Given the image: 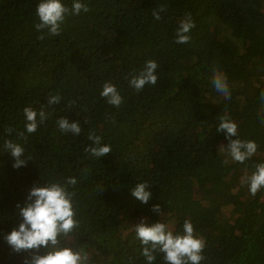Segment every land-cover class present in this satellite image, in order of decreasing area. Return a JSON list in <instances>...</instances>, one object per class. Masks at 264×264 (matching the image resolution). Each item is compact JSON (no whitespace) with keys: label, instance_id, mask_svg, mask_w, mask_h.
<instances>
[{"label":"trees","instance_id":"obj_1","mask_svg":"<svg viewBox=\"0 0 264 264\" xmlns=\"http://www.w3.org/2000/svg\"><path fill=\"white\" fill-rule=\"evenodd\" d=\"M39 2L0 0V264H23L27 255L2 238L20 222L17 204L34 185L70 177L79 226L65 246L82 249L89 264H143L133 231L141 220L173 232L190 220L205 241L201 264H264V187L253 196L241 183L264 162V0H80L89 11L79 15L71 14L74 0H62L70 12L59 36L37 32ZM189 12L191 40L177 44ZM147 60L157 62L158 80L137 92L129 79ZM213 66L230 95L214 88ZM105 82L117 87L119 107L101 97ZM49 94L60 103L49 105ZM26 106L48 114L35 133L24 128ZM221 116L258 145L244 163L218 152L228 144L217 132ZM61 117L77 121L80 134L62 132ZM90 132L109 154L85 151ZM5 140L25 149L26 166L13 168ZM140 182L150 186L147 204L131 195Z\"/></svg>","mask_w":264,"mask_h":264},{"label":"clouds","instance_id":"obj_2","mask_svg":"<svg viewBox=\"0 0 264 264\" xmlns=\"http://www.w3.org/2000/svg\"><path fill=\"white\" fill-rule=\"evenodd\" d=\"M88 12L89 8L80 0H74L71 7L72 15H79L81 12ZM163 5L158 10H153V17L161 19V12H164ZM70 10L64 5L62 0H40L36 7V16L39 23L35 24L37 32L47 29L50 36H59L62 32L61 25L64 23L66 15ZM195 27L191 13H186L179 21L176 30L175 42L186 44L191 40L189 35L191 29ZM45 36L41 34L38 39L43 40ZM158 64L155 60H147L138 75L134 74L129 79V85L137 92L141 91L145 85H155L158 80L156 69ZM212 84L216 91L225 96L230 95L227 78L216 66H213ZM108 104L119 107L122 103V96L117 87L111 82H105L100 93ZM261 102L264 103V89L260 91ZM61 96L48 95V104L60 103ZM71 104V102H69ZM27 133H35L39 124L43 123L48 114L43 108L37 112L31 106L23 109ZM39 117V119H37ZM217 132H224L227 146L221 145L218 152L231 157L235 162L244 163L256 152L258 145L253 140H241L238 138V126L228 116L219 117ZM264 123V119L261 120ZM58 128L65 133L71 132L79 135L81 128L77 121L69 122L67 117L57 120ZM8 133L11 128L6 129ZM24 139V133H18ZM232 137H237L232 139ZM88 139L93 142L85 148V151L92 156L101 158L111 152V147L101 144V137L94 133H89ZM4 149L10 152L14 158L13 168L26 166L27 160L21 159L25 149L12 140L4 141ZM31 159V157H29ZM227 163V160L224 161ZM242 184H247L249 192L255 196L264 187V162L255 165V170L250 176H245L241 180ZM77 180L68 178L63 184L60 182L49 181L43 185H34L28 192L23 206L17 204L18 215L21 218L17 227L2 238L15 254L27 253L23 257V264H89L87 253L80 248L67 247L65 244L73 236L74 230L78 228L79 221L75 218L76 213L73 206L74 192L68 190V186H75ZM150 186L146 182L137 183L131 188V195L140 202L147 204L151 198ZM152 211L159 213L160 205L152 206ZM182 232H173L167 223L155 222L147 224L144 220L133 227L135 237L142 245L141 255L144 257L143 264H155V253L162 254L164 264H201L206 259L203 255L205 241L194 234V226L190 220L183 223ZM75 238V237H73ZM43 249V252H41ZM129 264H135L129 260Z\"/></svg>","mask_w":264,"mask_h":264},{"label":"rangeland","instance_id":"obj_3","mask_svg":"<svg viewBox=\"0 0 264 264\" xmlns=\"http://www.w3.org/2000/svg\"><path fill=\"white\" fill-rule=\"evenodd\" d=\"M69 247H72V244H69Z\"/></svg>","mask_w":264,"mask_h":264},{"label":"bare ground","instance_id":"obj_4","mask_svg":"<svg viewBox=\"0 0 264 264\" xmlns=\"http://www.w3.org/2000/svg\"><path fill=\"white\" fill-rule=\"evenodd\" d=\"M203 225H205V224H203Z\"/></svg>","mask_w":264,"mask_h":264}]
</instances>
